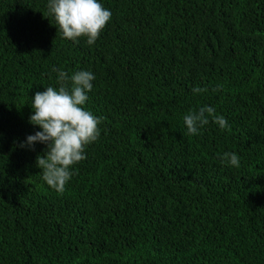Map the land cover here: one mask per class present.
I'll return each mask as SVG.
<instances>
[{
	"label": "trees",
	"instance_id": "16d2710c",
	"mask_svg": "<svg viewBox=\"0 0 264 264\" xmlns=\"http://www.w3.org/2000/svg\"><path fill=\"white\" fill-rule=\"evenodd\" d=\"M99 2L89 45L48 0H0V264H264V0ZM79 70L100 136L57 192L46 146L20 145L41 130L35 93ZM202 106L228 127L188 134Z\"/></svg>",
	"mask_w": 264,
	"mask_h": 264
},
{
	"label": "clouds",
	"instance_id": "9594fccd",
	"mask_svg": "<svg viewBox=\"0 0 264 264\" xmlns=\"http://www.w3.org/2000/svg\"><path fill=\"white\" fill-rule=\"evenodd\" d=\"M48 13L54 16L62 35L73 41L86 37L92 45L110 21L112 13L99 0H48ZM95 75L88 70H79L71 76L58 71L59 88L46 87L32 98V125L40 131L28 135L20 146L33 148L35 143L44 144L45 150L36 156V167L41 169V178L57 192H63L72 176L71 168L85 160V149L100 136L102 117L86 110L88 93L92 91ZM219 89H214V91ZM194 93L206 92V88L195 87ZM211 118L223 130L228 121L216 115L212 106L192 109L183 117V123L190 135H198L209 124ZM34 150V149H33ZM222 160L233 167L240 166V158L234 152H225Z\"/></svg>",
	"mask_w": 264,
	"mask_h": 264
}]
</instances>
